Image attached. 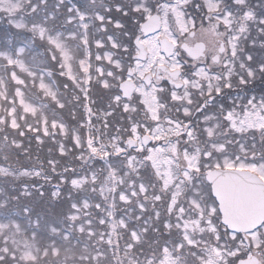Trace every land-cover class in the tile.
Segmentation results:
<instances>
[{"label": "snow or ice", "instance_id": "1", "mask_svg": "<svg viewBox=\"0 0 264 264\" xmlns=\"http://www.w3.org/2000/svg\"><path fill=\"white\" fill-rule=\"evenodd\" d=\"M0 264H264V0H0Z\"/></svg>", "mask_w": 264, "mask_h": 264}]
</instances>
